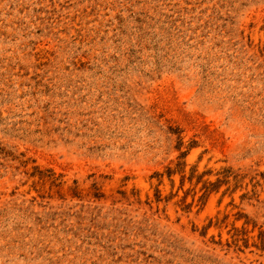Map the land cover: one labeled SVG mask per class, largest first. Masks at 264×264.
<instances>
[{
    "label": "rangeland",
    "instance_id": "1",
    "mask_svg": "<svg viewBox=\"0 0 264 264\" xmlns=\"http://www.w3.org/2000/svg\"><path fill=\"white\" fill-rule=\"evenodd\" d=\"M0 264H264V0H0Z\"/></svg>",
    "mask_w": 264,
    "mask_h": 264
}]
</instances>
